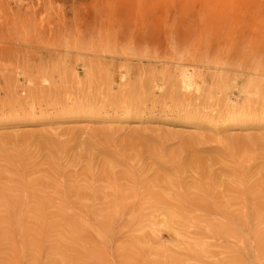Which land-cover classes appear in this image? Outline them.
Instances as JSON below:
<instances>
[{
    "label": "rangeland",
    "instance_id": "1",
    "mask_svg": "<svg viewBox=\"0 0 264 264\" xmlns=\"http://www.w3.org/2000/svg\"><path fill=\"white\" fill-rule=\"evenodd\" d=\"M0 264H264V0H0Z\"/></svg>",
    "mask_w": 264,
    "mask_h": 264
},
{
    "label": "bare ground",
    "instance_id": "2",
    "mask_svg": "<svg viewBox=\"0 0 264 264\" xmlns=\"http://www.w3.org/2000/svg\"><path fill=\"white\" fill-rule=\"evenodd\" d=\"M263 89V88H262ZM126 201V200H125ZM127 204V203H126Z\"/></svg>",
    "mask_w": 264,
    "mask_h": 264
}]
</instances>
